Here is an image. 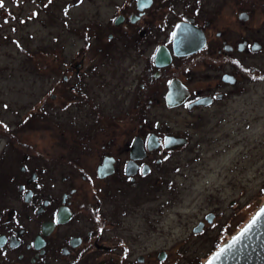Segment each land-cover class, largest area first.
<instances>
[{
	"label": "flooded vegetation",
	"instance_id": "af4514ba",
	"mask_svg": "<svg viewBox=\"0 0 264 264\" xmlns=\"http://www.w3.org/2000/svg\"><path fill=\"white\" fill-rule=\"evenodd\" d=\"M206 2L151 0L140 9L138 0L116 1L107 20L79 26L72 61L62 53L60 64L39 65L59 67L61 79L14 128L15 159L0 170V264H196L195 251L164 230L170 215L182 221L181 183L193 181L187 168L199 151L191 134L246 83L264 81L245 62L262 51L260 27L244 34L251 13L238 6L221 28L224 0L214 9ZM181 23L191 53L176 52ZM38 118L37 130L56 134L44 149L18 137ZM192 220L185 244L197 234L218 243L232 226L222 210Z\"/></svg>",
	"mask_w": 264,
	"mask_h": 264
},
{
	"label": "rangeland",
	"instance_id": "374dc122",
	"mask_svg": "<svg viewBox=\"0 0 264 264\" xmlns=\"http://www.w3.org/2000/svg\"><path fill=\"white\" fill-rule=\"evenodd\" d=\"M116 1L122 0H0V120L10 127L9 133L0 134V170L14 162V128L20 127L30 110H37L39 99L49 94L51 83L61 79L59 67L49 71L39 65L60 64L62 53L72 61L81 44L79 26L93 17L107 20ZM219 1L207 0L206 7L214 9ZM242 1L243 5L237 0H224L225 10L217 15L216 26L222 28L238 6L250 12L252 18L246 22L244 34L256 36L260 27L262 51L257 57L246 55L245 62L264 71V0ZM53 108L54 119L60 111ZM39 119L33 128L21 130L18 137L23 143L44 149L56 142V134L37 130ZM194 127L191 142L199 151L190 153L187 170L193 181L181 183L182 221L170 215L165 218L164 230L165 238H180L182 250L195 251L196 264H202L264 202V81L246 83L243 94L230 96L223 109L208 114ZM175 209L166 207V212L174 213ZM217 210L227 213L232 223L227 235L210 245L205 235L197 234L196 241L185 244L183 239L191 234L186 223L193 221L192 216L198 223L206 213ZM211 233L219 234V230L212 229Z\"/></svg>",
	"mask_w": 264,
	"mask_h": 264
},
{
	"label": "water",
	"instance_id": "95a60500",
	"mask_svg": "<svg viewBox=\"0 0 264 264\" xmlns=\"http://www.w3.org/2000/svg\"><path fill=\"white\" fill-rule=\"evenodd\" d=\"M151 0H138L139 8L146 7ZM190 27L184 23L177 26L175 31V49L177 54L191 53L196 46L187 44L192 38ZM157 60L165 64L170 55L159 50ZM264 202L258 207L247 222L223 244H221L202 264H264ZM260 213V215H257ZM255 218V223H252ZM251 224L247 232L244 230ZM243 233V234H242ZM221 249H224L221 252ZM219 257L217 258V254Z\"/></svg>",
	"mask_w": 264,
	"mask_h": 264
},
{
	"label": "snow or ice",
	"instance_id": "6c2138e0",
	"mask_svg": "<svg viewBox=\"0 0 264 264\" xmlns=\"http://www.w3.org/2000/svg\"><path fill=\"white\" fill-rule=\"evenodd\" d=\"M188 105H185V107H187ZM262 212H264V209L261 210ZM257 215H260V213H258ZM59 222V221H57ZM252 223H255V218L253 219ZM251 228V224L248 226V228H246L244 231L247 232L248 229ZM243 234V233H242ZM224 249H221V252H223ZM219 257V253L217 254V258ZM209 264H211V262H209Z\"/></svg>",
	"mask_w": 264,
	"mask_h": 264
},
{
	"label": "trees",
	"instance_id": "16d2710c",
	"mask_svg": "<svg viewBox=\"0 0 264 264\" xmlns=\"http://www.w3.org/2000/svg\"><path fill=\"white\" fill-rule=\"evenodd\" d=\"M3 124H4V123H3ZM4 131H5L6 134L9 133V131H10V127L7 126V125H4ZM262 193L264 194V189L262 190ZM229 230H230V229H229ZM219 246H220V245H219ZM219 246H217V247L213 250V252H214Z\"/></svg>",
	"mask_w": 264,
	"mask_h": 264
}]
</instances>
